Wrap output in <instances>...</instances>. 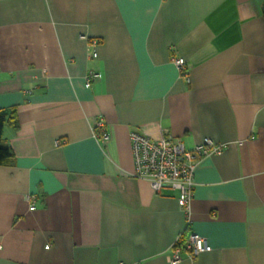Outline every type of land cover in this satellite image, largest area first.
Returning <instances> with one entry per match:
<instances>
[{"label":"crops","instance_id":"obj_1","mask_svg":"<svg viewBox=\"0 0 264 264\" xmlns=\"http://www.w3.org/2000/svg\"><path fill=\"white\" fill-rule=\"evenodd\" d=\"M263 1L0 0V109L20 124L3 133L0 264H170L192 232L212 251L180 264H264ZM131 131L225 145L199 161L188 216L132 175Z\"/></svg>","mask_w":264,"mask_h":264},{"label":"built area","instance_id":"obj_2","mask_svg":"<svg viewBox=\"0 0 264 264\" xmlns=\"http://www.w3.org/2000/svg\"><path fill=\"white\" fill-rule=\"evenodd\" d=\"M90 44L97 46L98 41L93 40ZM91 57H98L96 51L92 52ZM172 61L185 77L186 61L183 58H174ZM100 78L101 75L98 72L88 71L85 74L86 87H90L94 81ZM92 130L94 138L101 144L109 140L110 133L102 118L93 125ZM129 139L134 160L132 175L135 178L148 181L156 194L165 190L176 191L178 204L188 216L195 187L194 173L199 161L204 157L220 154L225 145L205 138L194 148L188 149L172 135L154 139L137 131H131ZM62 143H64L63 140H57L55 145L60 146ZM27 200L33 204L34 196L28 195ZM34 209L35 207L32 205L30 210ZM210 251H212V247L207 238L194 232L188 235L182 233L171 246L167 259L170 264H180L185 259L194 260L200 254Z\"/></svg>","mask_w":264,"mask_h":264},{"label":"trees","instance_id":"obj_3","mask_svg":"<svg viewBox=\"0 0 264 264\" xmlns=\"http://www.w3.org/2000/svg\"><path fill=\"white\" fill-rule=\"evenodd\" d=\"M262 16L264 18V1L262 3ZM6 125L10 126L16 132L20 129L17 106L0 109V166L13 164L15 157L12 148L4 142L3 133Z\"/></svg>","mask_w":264,"mask_h":264}]
</instances>
